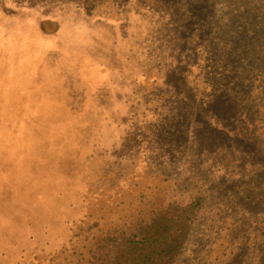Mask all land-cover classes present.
<instances>
[{
  "label": "rangeland",
  "instance_id": "1",
  "mask_svg": "<svg viewBox=\"0 0 264 264\" xmlns=\"http://www.w3.org/2000/svg\"><path fill=\"white\" fill-rule=\"evenodd\" d=\"M198 199L176 264H264V0H0V264Z\"/></svg>",
  "mask_w": 264,
  "mask_h": 264
},
{
  "label": "trees",
  "instance_id": "2",
  "mask_svg": "<svg viewBox=\"0 0 264 264\" xmlns=\"http://www.w3.org/2000/svg\"><path fill=\"white\" fill-rule=\"evenodd\" d=\"M204 209L202 199L173 204L130 235L107 238L92 264H176Z\"/></svg>",
  "mask_w": 264,
  "mask_h": 264
}]
</instances>
